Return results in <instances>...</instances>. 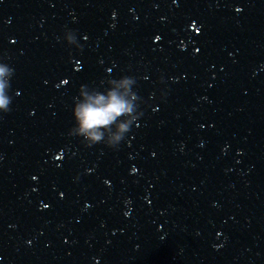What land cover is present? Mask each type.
Masks as SVG:
<instances>
[{
    "label": "water",
    "instance_id": "1",
    "mask_svg": "<svg viewBox=\"0 0 264 264\" xmlns=\"http://www.w3.org/2000/svg\"><path fill=\"white\" fill-rule=\"evenodd\" d=\"M185 264H264V0H186Z\"/></svg>",
    "mask_w": 264,
    "mask_h": 264
},
{
    "label": "clouds",
    "instance_id": "2",
    "mask_svg": "<svg viewBox=\"0 0 264 264\" xmlns=\"http://www.w3.org/2000/svg\"><path fill=\"white\" fill-rule=\"evenodd\" d=\"M76 46L79 47L78 44ZM13 74L14 69L6 63L0 62V112L7 113L10 111L12 97L9 95V89ZM116 81L126 88L135 100H140V97L133 91V85L136 83L135 78L122 76L119 79L108 80V82ZM86 88H88L87 85H81L80 97L82 90ZM79 100L80 98L73 108L75 126L69 131V135L82 137L83 142L89 147L101 142L109 147H116L130 131L133 123L142 115L138 111V103L133 106L115 92H110L107 98L98 93L92 103H78ZM122 116L128 118L125 122L118 123L115 131H111L110 126L117 122L118 117ZM102 129L109 130L107 137Z\"/></svg>",
    "mask_w": 264,
    "mask_h": 264
}]
</instances>
